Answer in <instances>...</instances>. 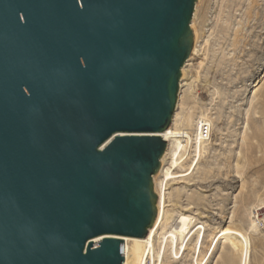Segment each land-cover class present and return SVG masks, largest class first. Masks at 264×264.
<instances>
[{
  "label": "water",
  "instance_id": "obj_1",
  "mask_svg": "<svg viewBox=\"0 0 264 264\" xmlns=\"http://www.w3.org/2000/svg\"><path fill=\"white\" fill-rule=\"evenodd\" d=\"M198 1L0 0V264H122L147 235Z\"/></svg>",
  "mask_w": 264,
  "mask_h": 264
},
{
  "label": "rangeland",
  "instance_id": "obj_2",
  "mask_svg": "<svg viewBox=\"0 0 264 264\" xmlns=\"http://www.w3.org/2000/svg\"><path fill=\"white\" fill-rule=\"evenodd\" d=\"M194 10V46L181 68L172 118L173 123L178 113L177 124L186 125L191 147L184 167L176 170L184 173L194 165L200 115L210 118L211 133L194 170L175 178L167 190L171 224L181 211L195 216L205 228L202 254L222 227L247 231L249 264H264V229L250 230L255 210L264 216L258 209L264 202V0H199ZM168 162L167 157L165 166ZM156 178L159 183L162 176ZM193 252L187 250L181 258L168 254L162 264H195ZM239 262L238 255L219 243L207 264Z\"/></svg>",
  "mask_w": 264,
  "mask_h": 264
},
{
  "label": "bare ground",
  "instance_id": "obj_3",
  "mask_svg": "<svg viewBox=\"0 0 264 264\" xmlns=\"http://www.w3.org/2000/svg\"><path fill=\"white\" fill-rule=\"evenodd\" d=\"M177 117L178 113L175 114L173 123L171 122L172 125L170 124L169 128L160 133V136L168 142L165 149L166 153L164 152L163 157H161L162 164L157 172L159 176H162V179L159 183L157 178L155 179L156 190L159 194L158 213L155 222L144 238L121 237L124 241V261L122 264H162L168 254L181 258L185 251L192 248L194 250L193 258L195 264H207L219 243L226 244L234 254L239 256V264H249L250 237L247 231L237 229V227L235 228L232 225L222 227L211 236L207 252L202 254L205 228L195 216L181 211L177 215V219L171 224L172 216L174 217V215L169 212L168 207L170 204L165 201V197L168 194L167 190L175 178H184L194 170L204 152L211 133L210 118L206 115H200L195 126V140L199 144L194 150L193 161L195 162L193 167L192 163L188 171L182 173V170L178 171L176 169L184 167V162L189 154L188 150L191 147V135L184 127L186 125L183 124V121L177 124ZM183 119L188 121L189 116ZM203 124H207L209 129L206 137L201 132ZM167 157L169 158V164L165 166ZM190 169L192 171H189ZM258 209L264 210V202L260 204ZM250 215H252V212ZM260 222H263L262 228ZM259 228L264 229V216L258 217L256 212H254V216L250 217V230L256 231ZM193 238L196 239L193 247H191ZM100 239L102 237H98L94 241L96 242ZM209 250L210 253H208Z\"/></svg>",
  "mask_w": 264,
  "mask_h": 264
},
{
  "label": "built area",
  "instance_id": "obj_4",
  "mask_svg": "<svg viewBox=\"0 0 264 264\" xmlns=\"http://www.w3.org/2000/svg\"><path fill=\"white\" fill-rule=\"evenodd\" d=\"M201 132H202V134H203L204 137L207 136V134H208V132H209V129H208L207 124H203V125L201 126ZM255 212H256L257 216L260 217L258 211H255ZM260 223H261V227H262L263 222H260Z\"/></svg>",
  "mask_w": 264,
  "mask_h": 264
}]
</instances>
